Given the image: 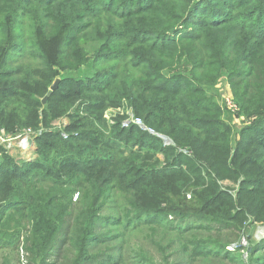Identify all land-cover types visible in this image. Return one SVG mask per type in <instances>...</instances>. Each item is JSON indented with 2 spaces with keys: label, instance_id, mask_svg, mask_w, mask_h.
<instances>
[{
  "label": "trees",
  "instance_id": "obj_1",
  "mask_svg": "<svg viewBox=\"0 0 264 264\" xmlns=\"http://www.w3.org/2000/svg\"><path fill=\"white\" fill-rule=\"evenodd\" d=\"M124 105L174 145L107 116ZM28 131L36 158L0 146L2 264H264L247 235L264 225V0H0V132ZM245 237L247 260L227 250Z\"/></svg>",
  "mask_w": 264,
  "mask_h": 264
},
{
  "label": "rangeland",
  "instance_id": "obj_2",
  "mask_svg": "<svg viewBox=\"0 0 264 264\" xmlns=\"http://www.w3.org/2000/svg\"><path fill=\"white\" fill-rule=\"evenodd\" d=\"M218 101L221 104V106L225 109L226 112V117L225 119L227 121L231 120L233 121V123H237L238 126L240 124V122L242 123L243 119H238L236 117V113L237 110L235 109L234 106H236V104L233 102L234 99L232 97L231 91L229 86L227 85L225 80H222L221 83L218 85ZM231 101V106L229 105ZM234 103V104H233ZM234 110V112L231 111V109ZM125 111H127L126 113L128 114V116L130 115V113H132V109L130 107H128L127 105H124L123 107L117 108V109H110L106 112L107 116L108 115H117V114H122L125 113ZM109 116V117H110ZM133 117V116H131ZM129 119L131 120L130 116ZM68 125V119L63 118L60 119L56 122L53 123V126L55 129L57 130H63L64 127ZM242 126V125H241ZM162 136V135H160ZM165 139H167L169 142L167 145L163 144L165 146H173V142L168 139L167 137L163 136ZM25 139L24 137L21 138H9L3 135V132H0V146L2 150H6L7 154L10 155L16 162L21 163L23 161H26L27 159H34L36 158V145H35V137L31 138V136L29 137L30 140L33 141L31 149H29L28 151H24L22 148H19L18 143L19 140L21 139ZM5 147V149H4ZM185 153V152H184ZM162 158V157H160ZM225 189L227 188H232V190H236L238 188V185L229 181H226L222 184ZM78 197V195H76V198ZM253 229V230H252ZM247 235H250L253 237V240L256 243L261 242L264 239V225H256L253 228L249 229V233ZM239 248H241L240 254L243 260H247L248 259V255L249 252L251 251V248H249V241L247 240V238H242V240L240 241V244H233L229 247H227L228 251L234 252V251H238L240 250ZM7 253H2L0 252V264H2L3 261V257L8 256L10 259L12 258V255H6ZM19 258L21 259V262H23L25 264V253L21 252ZM15 260V259H14ZM13 264H16V260L13 262Z\"/></svg>",
  "mask_w": 264,
  "mask_h": 264
},
{
  "label": "built area",
  "instance_id": "obj_3",
  "mask_svg": "<svg viewBox=\"0 0 264 264\" xmlns=\"http://www.w3.org/2000/svg\"><path fill=\"white\" fill-rule=\"evenodd\" d=\"M229 105L231 106V101H230ZM234 107L237 110V107L236 106H234ZM231 111L234 112L233 109H231ZM131 124H134L136 126L141 127L143 130L148 131L150 134L157 135L153 130H151L150 128L146 127L141 119L134 118V117H131V120L129 119V120L125 121L123 123V127L124 128H128ZM39 134L40 133H38V135ZM3 135H4V133H3ZM24 136H25V139L23 138V139L19 140L18 146H19V148H22L24 151H28L29 149H31V146H32V144H30L31 140L29 139V137L30 136H31V138L35 137V134L33 132H31V131H28L24 135L19 136L18 138H21V137H24ZM157 136L159 138H161L162 141H164L165 145L168 144L169 141H167V139H165L163 136H160V135H157Z\"/></svg>",
  "mask_w": 264,
  "mask_h": 264
},
{
  "label": "water",
  "instance_id": "obj_4",
  "mask_svg": "<svg viewBox=\"0 0 264 264\" xmlns=\"http://www.w3.org/2000/svg\"><path fill=\"white\" fill-rule=\"evenodd\" d=\"M60 84V79H57L54 84L51 86L50 91L48 92L47 96L42 100V103L45 105L49 99V97L58 89V86ZM33 141H30V144H32Z\"/></svg>",
  "mask_w": 264,
  "mask_h": 264
},
{
  "label": "bare ground",
  "instance_id": "obj_5",
  "mask_svg": "<svg viewBox=\"0 0 264 264\" xmlns=\"http://www.w3.org/2000/svg\"><path fill=\"white\" fill-rule=\"evenodd\" d=\"M168 141V140H167Z\"/></svg>",
  "mask_w": 264,
  "mask_h": 264
}]
</instances>
